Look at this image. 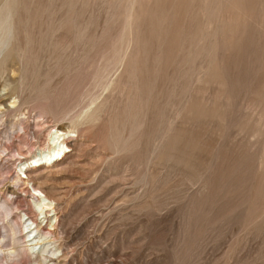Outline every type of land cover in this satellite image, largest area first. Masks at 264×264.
<instances>
[{"label":"rangeland","instance_id":"obj_1","mask_svg":"<svg viewBox=\"0 0 264 264\" xmlns=\"http://www.w3.org/2000/svg\"><path fill=\"white\" fill-rule=\"evenodd\" d=\"M1 67L2 141L71 130L39 179L57 264H264V0H0Z\"/></svg>","mask_w":264,"mask_h":264},{"label":"bare ground","instance_id":"obj_2","mask_svg":"<svg viewBox=\"0 0 264 264\" xmlns=\"http://www.w3.org/2000/svg\"><path fill=\"white\" fill-rule=\"evenodd\" d=\"M4 51L5 49L2 53L4 60L1 63L3 68L6 67L4 61L7 53ZM2 67L0 71H2ZM10 98L12 97L9 95L7 105L4 104L6 102L0 104V120H4L2 118L4 111L2 110L15 112L17 108L18 103L15 98ZM2 101L0 98V102ZM26 122L24 120L20 122V128L23 130V133L26 132V128L29 126L28 122L27 124ZM13 124L9 127L14 129V131H8L4 138L6 140L2 141L4 135L2 136L1 134V125L3 124L0 122V147L6 146V148H10L17 155L16 158L21 159L16 166V175L13 179L15 183L14 188L6 186L7 183L0 188V195H2V192H8L11 198H7L6 200L0 198V221H6L5 224L2 223V226L9 233L6 236L10 237L11 244H14L6 249L5 256L9 259L17 260L18 257L23 255L29 260V264H57L60 260L59 257H63L64 253L62 252L63 247L59 244L60 242L54 239L55 236L52 239L53 233L51 231L55 228L57 215H55L56 213L51 214L50 212L56 211L54 205L55 200L52 197V193H48L46 192L47 190L42 188L39 179L43 177L40 170L48 169L63 160L69 144L68 134L71 130H68V126H60L53 130L48 129L43 139L33 135L32 138L35 141H27L26 145L29 144L34 147L37 145L38 147L34 154L27 156V150L23 148L24 146L16 144L17 137L19 136L16 135V126L15 123ZM34 171H39V173L32 175ZM28 185H30L32 193ZM22 193L26 198L29 196L35 210L30 209L29 206L26 209L22 208L20 204L22 201L20 198L24 197ZM13 209L19 210L15 215L18 218V225L7 220V217L12 213ZM8 211L10 212L8 213ZM18 231L22 234V241H19V237L16 236ZM57 241L59 242L58 244ZM59 252L60 254H58Z\"/></svg>","mask_w":264,"mask_h":264}]
</instances>
